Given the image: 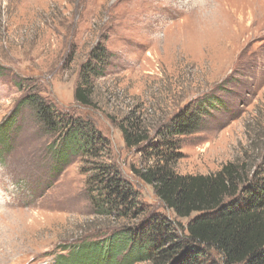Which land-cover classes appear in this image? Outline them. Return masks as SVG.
I'll return each instance as SVG.
<instances>
[{"label": "rangeland", "instance_id": "rangeland-1", "mask_svg": "<svg viewBox=\"0 0 264 264\" xmlns=\"http://www.w3.org/2000/svg\"><path fill=\"white\" fill-rule=\"evenodd\" d=\"M233 2L0 0V123L35 93L59 114L90 123L107 140L101 161L117 166L140 201L175 218L132 174L151 165L152 154L143 144L127 147L119 125L137 121L152 136L209 100L198 130L180 138L175 172L208 174L229 162L253 170L264 162V2L255 14H239ZM97 44L105 67L93 78L94 105L82 106L74 89ZM20 115L0 157V264H53L69 245L102 239L125 221L96 206L88 178L98 159L74 157L52 175L57 134L31 104Z\"/></svg>", "mask_w": 264, "mask_h": 264}, {"label": "trees", "instance_id": "trees-1", "mask_svg": "<svg viewBox=\"0 0 264 264\" xmlns=\"http://www.w3.org/2000/svg\"><path fill=\"white\" fill-rule=\"evenodd\" d=\"M105 60V48L97 44L80 68L76 103L94 105L92 82L102 74ZM37 98L30 91L23 95L0 123V157L11 148L21 106L31 104L37 120L57 134L51 143V174H59L74 157L98 159L88 178L96 184V206L101 215L112 210L114 218L125 221L102 239L69 245L53 264H264V162L253 170L229 162L208 174H179L173 168L180 138L198 130L212 105L209 100L197 103L193 112L188 108L177 113L152 136L137 121L119 125L127 147L143 144L152 154V164L132 168V174L152 187L175 218H188L183 226L140 201L109 158L101 161L107 140L90 123L61 115L53 104ZM154 135L158 140H152Z\"/></svg>", "mask_w": 264, "mask_h": 264}, {"label": "bare ground", "instance_id": "bare-ground-1", "mask_svg": "<svg viewBox=\"0 0 264 264\" xmlns=\"http://www.w3.org/2000/svg\"><path fill=\"white\" fill-rule=\"evenodd\" d=\"M239 1H240V3H238ZM254 1H256V4L252 5V3ZM263 2H264V0H237V2L235 0V2H233V3L236 5V10L239 11V14H241V13L243 14V12H248V13H254L255 14L254 11L260 10L261 9V5H263ZM245 10H247V11H245Z\"/></svg>", "mask_w": 264, "mask_h": 264}]
</instances>
